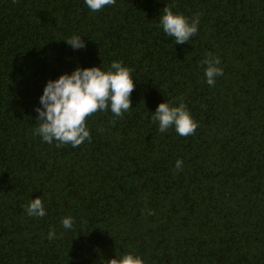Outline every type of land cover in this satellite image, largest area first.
<instances>
[{"label":"trees","instance_id":"16d2710c","mask_svg":"<svg viewBox=\"0 0 264 264\" xmlns=\"http://www.w3.org/2000/svg\"><path fill=\"white\" fill-rule=\"evenodd\" d=\"M167 5L199 15L189 42L163 31ZM73 35L86 46L73 49ZM209 53L223 69L214 86ZM113 61L133 70L132 108L88 117L78 147L44 142L47 82ZM181 97L195 133H161L153 112ZM39 196L46 215L29 216ZM129 251L145 264H264V0H116L96 12L85 0H0V264H108Z\"/></svg>","mask_w":264,"mask_h":264},{"label":"clouds","instance_id":"9594fccd","mask_svg":"<svg viewBox=\"0 0 264 264\" xmlns=\"http://www.w3.org/2000/svg\"><path fill=\"white\" fill-rule=\"evenodd\" d=\"M85 3L90 10L96 12L105 6L115 5L116 0H85ZM199 20V15L189 19L183 13L174 12L167 5L160 18V25L167 36L174 38L176 44H183L189 42L197 33ZM64 40L73 49L86 46V41L79 35ZM201 63L206 65L208 85L214 86L216 77L223 75L220 58L209 53ZM132 72L123 62L113 61L107 70L102 69L101 65L77 66L71 73L65 72L57 79H50L40 97V106L36 108V120L39 122L36 134L49 144L57 141V147L65 144L78 147L86 140L90 141L91 134L86 125L88 117L98 111H107L109 107L114 116L121 117L132 108L131 95L135 88ZM153 113L152 120L158 122L161 133L174 127L180 136L186 137L194 134L198 127V122L194 120L182 97L178 104L168 100L161 102ZM182 166L183 161L177 160L176 170H182ZM23 207L29 216L46 215L41 196L32 199ZM61 223L65 229H71L73 219L65 217ZM55 235V231L50 230L48 239H54ZM107 261L108 264H145L142 256L133 251L122 256L116 254Z\"/></svg>","mask_w":264,"mask_h":264}]
</instances>
